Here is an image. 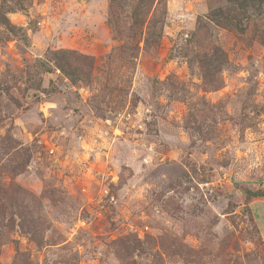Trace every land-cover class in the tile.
Wrapping results in <instances>:
<instances>
[{"label":"rangeland","instance_id":"374dc122","mask_svg":"<svg viewBox=\"0 0 264 264\" xmlns=\"http://www.w3.org/2000/svg\"><path fill=\"white\" fill-rule=\"evenodd\" d=\"M256 191L264 0H0V264H264Z\"/></svg>","mask_w":264,"mask_h":264},{"label":"trees","instance_id":"16d2710c","mask_svg":"<svg viewBox=\"0 0 264 264\" xmlns=\"http://www.w3.org/2000/svg\"><path fill=\"white\" fill-rule=\"evenodd\" d=\"M252 196H263L264 193L260 192V191H256V192H250Z\"/></svg>","mask_w":264,"mask_h":264},{"label":"crops","instance_id":"0c3cea01","mask_svg":"<svg viewBox=\"0 0 264 264\" xmlns=\"http://www.w3.org/2000/svg\"><path fill=\"white\" fill-rule=\"evenodd\" d=\"M262 236V235H261ZM263 237V236H262ZM264 238V237H263Z\"/></svg>","mask_w":264,"mask_h":264}]
</instances>
